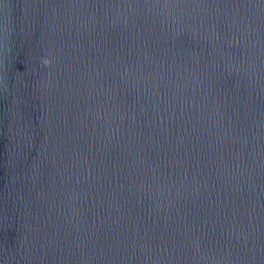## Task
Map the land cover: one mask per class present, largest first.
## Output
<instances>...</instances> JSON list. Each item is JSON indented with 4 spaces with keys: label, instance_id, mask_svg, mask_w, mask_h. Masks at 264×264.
Listing matches in <instances>:
<instances>
[{
    "label": "water",
    "instance_id": "water-1",
    "mask_svg": "<svg viewBox=\"0 0 264 264\" xmlns=\"http://www.w3.org/2000/svg\"><path fill=\"white\" fill-rule=\"evenodd\" d=\"M0 264H264V0H0Z\"/></svg>",
    "mask_w": 264,
    "mask_h": 264
}]
</instances>
